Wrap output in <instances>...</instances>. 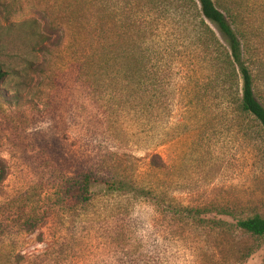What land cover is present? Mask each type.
I'll return each mask as SVG.
<instances>
[{
	"label": "rangeland",
	"instance_id": "374dc122",
	"mask_svg": "<svg viewBox=\"0 0 264 264\" xmlns=\"http://www.w3.org/2000/svg\"><path fill=\"white\" fill-rule=\"evenodd\" d=\"M96 1L0 3L22 6L8 20L21 22L38 20L28 7L44 2ZM225 1L239 8L246 36L233 28L264 106V0ZM29 31L0 36V63L35 65L16 69L26 79L0 82V264H264V237L236 228L264 217V129L238 117L214 79L205 86L208 71L153 67L148 106L117 87L97 101L84 80L93 69L78 66L71 39L60 33L49 55L29 53Z\"/></svg>",
	"mask_w": 264,
	"mask_h": 264
},
{
	"label": "trees",
	"instance_id": "16d2710c",
	"mask_svg": "<svg viewBox=\"0 0 264 264\" xmlns=\"http://www.w3.org/2000/svg\"><path fill=\"white\" fill-rule=\"evenodd\" d=\"M28 10L38 20L10 22L9 18L23 13V7L0 3L5 22V26L0 25V36L27 28L30 35L24 40L25 49L29 53L41 51L49 55L51 37L60 38V33L65 34L76 51L78 66L93 69L91 78L85 75L84 80L92 79L97 101L103 88L117 87L121 98L140 100L138 105L148 106L153 67H163L165 71V67H180L190 74L203 67L209 72L205 86L214 79L224 98L233 97L230 101L233 112L238 117H252L264 129V106L255 97L249 46L242 44L233 28L246 36V31H240V12L235 3L225 0H99L82 7L44 2ZM39 21L43 25L41 30ZM29 38L39 39L30 41ZM1 56L6 58L0 51ZM13 62L0 63V82L12 76L23 80L26 75H20L22 72H34L35 65L28 59L15 56ZM20 65L28 68L16 71ZM165 78L163 76V80ZM187 80L195 85L193 75H188ZM19 87L17 84L15 89ZM82 177L80 189L88 191L92 174L84 173ZM112 183L119 188L123 185L121 181ZM103 184L109 186V182ZM236 228L244 235L264 237V217L253 215L240 219Z\"/></svg>",
	"mask_w": 264,
	"mask_h": 264
}]
</instances>
